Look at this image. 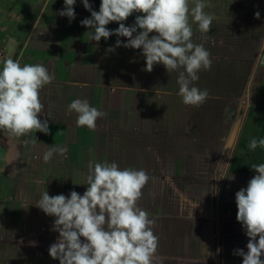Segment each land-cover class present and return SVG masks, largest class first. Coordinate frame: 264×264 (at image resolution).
Returning <instances> with one entry per match:
<instances>
[{
    "label": "crops",
    "instance_id": "1",
    "mask_svg": "<svg viewBox=\"0 0 264 264\" xmlns=\"http://www.w3.org/2000/svg\"><path fill=\"white\" fill-rule=\"evenodd\" d=\"M214 1L203 0L209 15ZM89 3L99 11L101 0ZM64 7V0H0V68L13 59L42 64L52 76L40 90L44 108L38 114L49 133L17 139L0 130V264H60L48 252L59 237L52 230L55 217L35 202L45 188L50 196L83 195L89 161L142 168L151 177L138 206L155 220L157 264H242L234 251L246 253L249 238L236 220L235 193L256 175L250 165L264 163V148H248L252 138H264V19L237 14L235 30L217 27L214 39L193 27L192 42L212 61L194 82L209 93L195 107L182 103L177 78L163 65L144 70L142 49L115 48L126 37L90 41L91 30L80 22L91 13L81 0L73 6L74 20L58 15ZM233 50L235 60L226 61ZM75 99L106 114L94 131L78 127L77 114H69ZM54 145L66 151L45 162Z\"/></svg>",
    "mask_w": 264,
    "mask_h": 264
},
{
    "label": "clouds",
    "instance_id": "2",
    "mask_svg": "<svg viewBox=\"0 0 264 264\" xmlns=\"http://www.w3.org/2000/svg\"><path fill=\"white\" fill-rule=\"evenodd\" d=\"M81 2L91 13L90 18L80 22L91 30L90 41L107 40L112 35L126 37V43L117 39L115 48L142 49L145 71L151 72L155 64H161L168 73L178 72L175 83L183 104L198 107L205 102L208 90L199 89L194 82L199 80L202 69L211 68L212 61L202 44L192 42L189 23L191 14L201 32H210L213 17L204 11L203 0H195L191 9L189 0H101L99 11L92 9L89 0ZM75 4L76 0H64L65 7L58 15L74 20ZM133 13L138 14L134 24L125 26L124 21ZM254 18H260L259 11ZM111 22L119 27L109 30L106 26ZM150 33L155 35L149 37ZM51 81L52 76L42 64L21 65L6 59L0 68V130L17 139L33 131L48 134V123L41 121L38 114L44 108L40 90ZM68 112L77 114L78 127L93 131L96 121L106 115L86 99L73 100ZM257 147L264 148V138L250 140L248 148ZM65 151L63 147L50 146L43 160L48 162L54 154L63 155ZM250 167L256 175L246 188L235 193L236 220L249 238L247 252L236 249L234 254L243 258L242 264H264V163ZM150 179L142 168L121 169L115 162L89 161L88 187L83 195L73 190L68 196H50L45 188L35 206L55 217L52 230L59 237L48 249L50 257L60 264H157L155 220L138 206L142 189ZM218 192L215 189L214 195Z\"/></svg>",
    "mask_w": 264,
    "mask_h": 264
},
{
    "label": "rangeland",
    "instance_id": "3",
    "mask_svg": "<svg viewBox=\"0 0 264 264\" xmlns=\"http://www.w3.org/2000/svg\"><path fill=\"white\" fill-rule=\"evenodd\" d=\"M206 10V7H205ZM256 11L260 12V19H264V0H224L223 2L221 0H215L213 3V7H212V17H213V21H212V25H211V31L208 32V34L214 39L215 32H216V28L217 27H221V26H226V28L231 31L235 30V25H236V21L237 19H235L233 16L238 14V18L241 15H244V18L247 20H253L255 21L256 18H254V14ZM243 18V17H242ZM189 23L192 26V30L193 27L196 26V23L194 21H191V19H189ZM246 24V21H245ZM199 30V28H198ZM227 35V37H233L231 34V36ZM235 53H237V51H232L227 53L226 55V61H234L235 60ZM227 66H224V70L227 71V74L231 72L232 67H230V63L228 64L226 62ZM219 67L215 66V72H217ZM212 69V70H214ZM182 70V69H181ZM247 81H248V77L250 76V69L245 70L244 72ZM172 77H178V72H172L171 73Z\"/></svg>",
    "mask_w": 264,
    "mask_h": 264
}]
</instances>
